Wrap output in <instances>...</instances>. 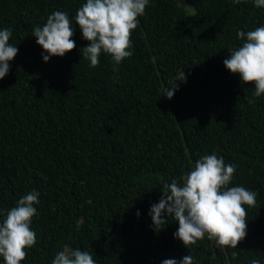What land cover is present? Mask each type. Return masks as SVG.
<instances>
[{"label": "trees", "instance_id": "obj_1", "mask_svg": "<svg viewBox=\"0 0 264 264\" xmlns=\"http://www.w3.org/2000/svg\"><path fill=\"white\" fill-rule=\"evenodd\" d=\"M83 3L0 0V30L11 28L18 48L0 79V222L20 197L40 193L30 225L36 244L21 264H51L64 245L88 251L96 264L185 255L193 264H264V95L223 64L243 44L238 31L264 26V7L149 0L132 31L133 54L113 71L109 54L95 68L83 55L89 42L75 24ZM54 11L72 19L76 47L45 62L32 32ZM180 69L186 80L169 99L162 90ZM213 153L236 165L229 186L256 192L257 203L245 205L247 235L236 248L207 236L187 248L173 236L178 222L168 216L155 231L149 209L164 182L182 183Z\"/></svg>", "mask_w": 264, "mask_h": 264}, {"label": "clouds", "instance_id": "obj_2", "mask_svg": "<svg viewBox=\"0 0 264 264\" xmlns=\"http://www.w3.org/2000/svg\"><path fill=\"white\" fill-rule=\"evenodd\" d=\"M240 3L241 0H232ZM149 0H86L75 14V24L89 43L83 47V55L95 68L100 63L101 53L109 54L113 71L133 53L131 35L139 25ZM256 7H264V0H254ZM36 43L43 49L42 59L64 56L75 47L73 21L65 11H54L47 16L43 26L33 29ZM11 28L0 30V79L9 72V61L18 53V48L9 43ZM241 47L230 49L231 55L223 60L225 68L239 74L243 83L255 85L254 96L264 95V26L247 32L238 31ZM44 53H47L46 55ZM186 80L180 69L173 87H164V96L172 98L177 88L176 81ZM248 103H254L249 100ZM236 171L235 164H226L223 157L213 153L195 161L194 166L179 178L163 183V195L149 209L152 226L161 230L172 216L178 222L173 234L185 247L195 245L205 236L217 246L236 248L247 235L248 207H255L257 193L230 182ZM40 193L32 190L23 195L5 213L0 222V257L3 264H21L27 257L26 249L35 246L36 233L31 229L32 218L37 215L34 205L39 204ZM139 216V211H137ZM163 225V227H162ZM51 264H96L92 254L64 245ZM161 264H193V257L185 255L179 262L165 259ZM251 264H260L253 259Z\"/></svg>", "mask_w": 264, "mask_h": 264}, {"label": "rangeland", "instance_id": "obj_3", "mask_svg": "<svg viewBox=\"0 0 264 264\" xmlns=\"http://www.w3.org/2000/svg\"><path fill=\"white\" fill-rule=\"evenodd\" d=\"M183 1H184V0H177L178 3H182ZM186 7L188 8V10H191L190 5L187 4Z\"/></svg>", "mask_w": 264, "mask_h": 264}]
</instances>
